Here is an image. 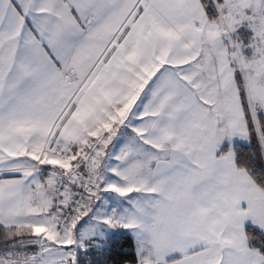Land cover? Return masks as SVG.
<instances>
[{
	"label": "snow or ice",
	"instance_id": "1",
	"mask_svg": "<svg viewBox=\"0 0 264 264\" xmlns=\"http://www.w3.org/2000/svg\"><path fill=\"white\" fill-rule=\"evenodd\" d=\"M0 264H264V0H0Z\"/></svg>",
	"mask_w": 264,
	"mask_h": 264
}]
</instances>
